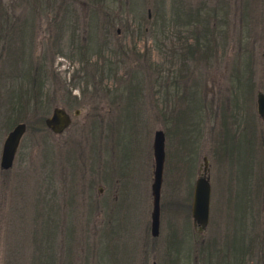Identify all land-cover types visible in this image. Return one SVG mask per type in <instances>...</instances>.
<instances>
[{
    "label": "rangeland",
    "instance_id": "rangeland-1",
    "mask_svg": "<svg viewBox=\"0 0 264 264\" xmlns=\"http://www.w3.org/2000/svg\"><path fill=\"white\" fill-rule=\"evenodd\" d=\"M0 6V146L26 124L0 168V264H264V0ZM32 86L41 101L25 105ZM54 105L71 117L60 133L43 122ZM203 156L209 214L198 230L190 201Z\"/></svg>",
    "mask_w": 264,
    "mask_h": 264
},
{
    "label": "water",
    "instance_id": "water-1",
    "mask_svg": "<svg viewBox=\"0 0 264 264\" xmlns=\"http://www.w3.org/2000/svg\"><path fill=\"white\" fill-rule=\"evenodd\" d=\"M255 106L257 113L262 116L264 113V93L261 91L256 92ZM77 112V109L73 110V114ZM70 120V114L63 107L58 105L52 106L49 114L43 118L44 125L53 133H60L69 125ZM25 125V122L18 121L4 134L0 146V168L7 169L11 166L16 148L25 130ZM163 145V131L159 128L154 129L151 140L153 167L150 182L151 210L149 213V233L152 236L158 234L159 227V190L164 160ZM202 160L203 172L194 179L190 201L192 224L198 230L204 228L209 214L210 185L208 176L204 174L206 170L205 156L202 157ZM151 264H155V262L151 261Z\"/></svg>",
    "mask_w": 264,
    "mask_h": 264
},
{
    "label": "trees",
    "instance_id": "trees-1",
    "mask_svg": "<svg viewBox=\"0 0 264 264\" xmlns=\"http://www.w3.org/2000/svg\"><path fill=\"white\" fill-rule=\"evenodd\" d=\"M1 7V6H0ZM2 14H4V12L2 11ZM185 45V44H184ZM187 48H188V50H189V46H187ZM40 93H39V91L37 90V88H34L33 86L30 88V90H27V94L25 95L24 94V96H23V98H22V101L24 102V104L26 105L28 102H30L31 101V103H38L39 101H41V100H39V101H36L37 100V96H39L40 97ZM19 101V100H18ZM17 101V102H18ZM16 105H17V103L15 102V104L14 105H11L10 106V110L12 111V112H10L11 114H15L16 115V117L17 118H19V113H17V112H19V110H18V107H16ZM17 111V112H16Z\"/></svg>",
    "mask_w": 264,
    "mask_h": 264
},
{
    "label": "flooded vegetation",
    "instance_id": "flooded-vegetation-1",
    "mask_svg": "<svg viewBox=\"0 0 264 264\" xmlns=\"http://www.w3.org/2000/svg\"><path fill=\"white\" fill-rule=\"evenodd\" d=\"M264 93V92H263ZM256 107V106H255ZM257 112V111H256ZM264 114V113H263ZM259 115V114H258ZM70 122H71V120H70ZM263 145H264V143H263ZM263 145H262V148H263ZM264 150V149H263Z\"/></svg>",
    "mask_w": 264,
    "mask_h": 264
}]
</instances>
